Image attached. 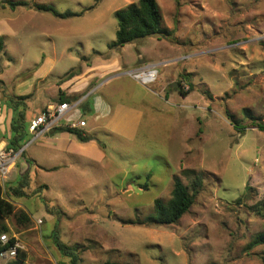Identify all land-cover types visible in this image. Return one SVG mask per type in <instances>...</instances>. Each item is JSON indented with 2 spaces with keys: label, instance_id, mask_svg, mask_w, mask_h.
I'll return each instance as SVG.
<instances>
[{
  "label": "rangeland",
  "instance_id": "rangeland-1",
  "mask_svg": "<svg viewBox=\"0 0 264 264\" xmlns=\"http://www.w3.org/2000/svg\"><path fill=\"white\" fill-rule=\"evenodd\" d=\"M139 1L0 0V138L7 145L8 115L12 122L22 114L28 128L48 103L57 104L59 76L113 43L115 13ZM12 2L31 7L13 10ZM156 2L168 34L162 38L172 44L164 51L172 55L174 49L173 65L196 73L190 74L192 84L196 76L209 86L194 84V99L221 89L220 96L206 97L205 111L195 110L198 99H188L173 102L170 117L156 123L147 115L135 141L106 138L102 161L47 150L42 138L33 142L27 133L25 153L3 195L31 224L5 221L18 253L0 264H71L58 246L76 255L78 264H264V246L247 250L253 236L264 232V219L243 206L264 199V130L258 127L264 118V0ZM38 6L76 15L63 19ZM143 42L127 47V65L139 64L140 50L164 54L165 42ZM180 84L189 91L187 82ZM32 159L56 169L45 172ZM189 171L204 181L190 211L175 225L141 224L154 215L156 200H170L175 177L190 184ZM247 185L253 192L239 205Z\"/></svg>",
  "mask_w": 264,
  "mask_h": 264
},
{
  "label": "crops",
  "instance_id": "crops-1",
  "mask_svg": "<svg viewBox=\"0 0 264 264\" xmlns=\"http://www.w3.org/2000/svg\"><path fill=\"white\" fill-rule=\"evenodd\" d=\"M146 39L155 40L157 44L165 42L164 48H161L164 54L153 56V53L148 54L149 52L140 50L137 51L139 64L134 67L127 65L125 62L127 47L133 44H145L143 41ZM146 39L114 49H110V44H108L104 50H94L93 57H82V61H77L79 64L77 69L80 70L78 75H75L65 82L59 81L68 72L72 71L73 68L64 75L59 76V82H56L58 95L54 100L63 97L67 98L69 103H73L84 98L78 107V113L72 115L76 109L71 112L62 123L63 127L83 121L85 122V126L78 127L77 129L82 131L85 136L91 137L92 140L87 143H81L76 137L68 133L54 134L52 132L50 135L41 139L40 146L47 150L63 152L65 155L73 157L75 160H80L81 162H87L92 159L102 161L106 158V138L114 137L127 142L135 141L139 136L145 117L148 115L152 123H156L160 117H170L172 113L170 108L173 106V102L184 103L188 99H198L197 101H199L200 107L194 106L195 110L200 109L201 111H205L204 106L207 105L205 95H200L201 97L194 99L192 93L187 97H183L178 91L174 90L178 88V78L184 72L193 75H196V73L191 70H186L185 67L187 65L185 64L182 67H178L176 64L173 65L175 61H172L171 57L175 54L174 49L172 50V55L164 51V49L167 51V47L172 45L171 42L156 36ZM154 51L156 52V48L152 52ZM186 59L187 57L185 59L181 58L180 60ZM150 64L158 65L160 73L158 82L150 89L139 85L129 77L121 74L124 69L132 70ZM47 77H44V79ZM196 79L197 77L195 76L193 78V84H202L209 87L203 80L197 79L198 81L196 82ZM174 85H177V87ZM220 94L221 89L219 94L211 95L216 99ZM50 106L52 105L48 103L46 108H44L47 109ZM4 120L5 117H0V132L2 133L5 130ZM10 123L11 120H9L8 115L9 127ZM181 123L184 126V123ZM180 134H183L185 137V130H181L180 128ZM176 136H173V140L178 138ZM188 140L189 137L183 138V142H187ZM0 145L1 147L7 146V143L4 141ZM37 161L36 159H32V163L35 165L38 163V167L45 172H49L55 168L52 166H43ZM21 166H23L24 173L29 171L27 162L26 167L25 165ZM15 173L16 167L12 170L11 175ZM38 222L37 224H39ZM9 264L21 263L11 262Z\"/></svg>",
  "mask_w": 264,
  "mask_h": 264
},
{
  "label": "trees",
  "instance_id": "trees-1",
  "mask_svg": "<svg viewBox=\"0 0 264 264\" xmlns=\"http://www.w3.org/2000/svg\"><path fill=\"white\" fill-rule=\"evenodd\" d=\"M97 1L99 2L100 0ZM9 6L13 10L18 7H31V5L27 2H12L9 3ZM37 9L40 11L53 12L57 17L63 19L76 15L71 12L60 14L54 9L45 6H38ZM115 17L118 21L116 40L109 45L110 49L120 48L127 44H133L149 37L156 36L159 38H166V36L168 35L165 29L162 27V15L156 0H140L138 3L131 4L127 8L117 11L115 13ZM1 46L2 41L0 40V49ZM79 73V69L72 70L68 72L64 77H62L60 79V82L68 81ZM191 77L192 75L190 74H182L180 76V81L177 83L178 88L173 89L175 91H178L183 97L189 96L195 90V85L190 81ZM182 80L189 84V91H184L183 87L180 84ZM204 95L209 100H212V95L209 91H206ZM62 102L69 103V100L67 98L59 97L58 103ZM45 110H43V112ZM227 116L229 120H231V124L233 125V127L235 129H238V121H236L230 113H228ZM23 117L24 116L20 114L16 118H13L11 122L12 136L7 145L8 149L19 151L24 147L23 141L25 139V135L29 133V127H26ZM252 119L254 121L256 120L255 118ZM53 133H68L76 137V139L81 143H87L92 140L91 137L85 136L79 129L69 126L57 128L53 131ZM5 140L6 139H4V137H1L0 143ZM188 174H191L193 176L190 184L185 185L179 177H175L170 200L166 203L162 200H156L154 203V215L147 218L141 224L157 226L175 225L190 211V209L194 205L196 196L200 193L204 186V181L202 175L197 174L194 171H189ZM251 192H253L252 187H250V185H247L245 195L236 201L237 204L242 205L244 199H248V194L250 195ZM243 206H245L247 210L255 216L264 219V199L255 204H244ZM12 217H15L19 224H31V219L28 214H26L24 211H17L16 207L5 199L3 195V187L0 184V236L4 234L6 235V233L10 231L9 227L5 224V221ZM14 245L15 240L11 239L4 246H2V244L0 243V250L8 249L10 247H13ZM262 246H264V232L258 233L253 236L252 241L247 247V250L250 251ZM58 247L60 248V250L65 252L68 257L71 256V264L79 263L78 257L67 251L69 249L62 246Z\"/></svg>",
  "mask_w": 264,
  "mask_h": 264
},
{
  "label": "built area",
  "instance_id": "built-area-1",
  "mask_svg": "<svg viewBox=\"0 0 264 264\" xmlns=\"http://www.w3.org/2000/svg\"><path fill=\"white\" fill-rule=\"evenodd\" d=\"M123 76L129 77L139 85L150 89L159 80V66L158 65H145L136 69L127 70L124 73L121 72ZM83 99L77 100L73 103H57L48 107L44 112H42L37 118L32 120L29 125V133L34 135V141H37L45 136L50 135L55 129L63 127V122L67 119L68 115L77 109ZM85 122L81 121L79 123L70 124L69 127L78 128L84 127ZM258 127L264 130V118L258 122ZM24 150L23 148L19 151H14L8 149L7 146L1 147L0 145V184L4 188L7 177L11 174L12 170L16 167L17 162L22 156ZM39 224L42 222L39 221ZM7 235L0 236V243L2 246L9 242ZM18 246L15 245L8 249L0 250V259L11 260L17 257Z\"/></svg>",
  "mask_w": 264,
  "mask_h": 264
},
{
  "label": "water",
  "instance_id": "water-1",
  "mask_svg": "<svg viewBox=\"0 0 264 264\" xmlns=\"http://www.w3.org/2000/svg\"><path fill=\"white\" fill-rule=\"evenodd\" d=\"M175 87H177V85H174Z\"/></svg>",
  "mask_w": 264,
  "mask_h": 264
}]
</instances>
